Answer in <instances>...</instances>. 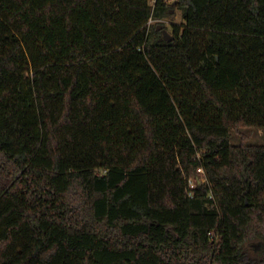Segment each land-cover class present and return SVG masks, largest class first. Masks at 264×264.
<instances>
[{"label": "trees", "instance_id": "trees-1", "mask_svg": "<svg viewBox=\"0 0 264 264\" xmlns=\"http://www.w3.org/2000/svg\"><path fill=\"white\" fill-rule=\"evenodd\" d=\"M243 127L264 0H0V264H264Z\"/></svg>", "mask_w": 264, "mask_h": 264}, {"label": "rangeland", "instance_id": "rangeland-1", "mask_svg": "<svg viewBox=\"0 0 264 264\" xmlns=\"http://www.w3.org/2000/svg\"><path fill=\"white\" fill-rule=\"evenodd\" d=\"M156 0H150V3L153 5ZM184 19L182 15V11L180 9H172V16L163 18L160 20H151L150 24H159L167 26V29L170 33H173V24H183ZM245 138L246 142L252 145H264V129L256 128V127H243L238 131H232L231 141L234 145H238L241 143L242 138ZM201 178L200 181L204 182V173L200 172ZM200 182V183H201ZM197 184L196 178L191 179L190 185L195 186Z\"/></svg>", "mask_w": 264, "mask_h": 264}, {"label": "water", "instance_id": "water-1", "mask_svg": "<svg viewBox=\"0 0 264 264\" xmlns=\"http://www.w3.org/2000/svg\"><path fill=\"white\" fill-rule=\"evenodd\" d=\"M157 29L162 31L163 37L161 38V40H166V41L173 40L174 37L164 25H158Z\"/></svg>", "mask_w": 264, "mask_h": 264}, {"label": "built area", "instance_id": "built-area-1", "mask_svg": "<svg viewBox=\"0 0 264 264\" xmlns=\"http://www.w3.org/2000/svg\"><path fill=\"white\" fill-rule=\"evenodd\" d=\"M199 171H200V172H203V170H202V169H200ZM203 173H204V172H203ZM200 182H201V181H199V183H200ZM192 187H194V186H192Z\"/></svg>", "mask_w": 264, "mask_h": 264}]
</instances>
